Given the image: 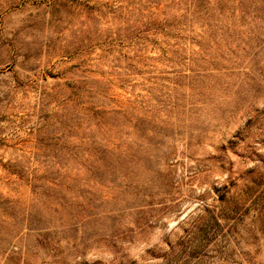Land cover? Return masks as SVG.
I'll use <instances>...</instances> for the list:
<instances>
[{
  "label": "rangeland",
  "instance_id": "rangeland-1",
  "mask_svg": "<svg viewBox=\"0 0 264 264\" xmlns=\"http://www.w3.org/2000/svg\"><path fill=\"white\" fill-rule=\"evenodd\" d=\"M195 2L0 0V264H264V0Z\"/></svg>",
  "mask_w": 264,
  "mask_h": 264
},
{
  "label": "trees",
  "instance_id": "trees-1",
  "mask_svg": "<svg viewBox=\"0 0 264 264\" xmlns=\"http://www.w3.org/2000/svg\"><path fill=\"white\" fill-rule=\"evenodd\" d=\"M194 1H196L195 3L197 4V10L198 11H203V0H193V3H192V5L194 6ZM157 5H160V3H158ZM191 8H192V6H191ZM188 9L190 10V6L188 7ZM160 25H161V22L159 23ZM165 29L166 28H162L161 30H160V28H156V31H165ZM148 31V30H147ZM167 35H170V34H167Z\"/></svg>",
  "mask_w": 264,
  "mask_h": 264
}]
</instances>
